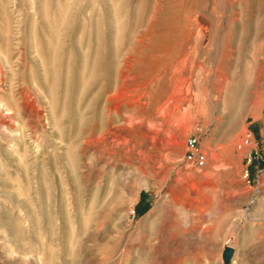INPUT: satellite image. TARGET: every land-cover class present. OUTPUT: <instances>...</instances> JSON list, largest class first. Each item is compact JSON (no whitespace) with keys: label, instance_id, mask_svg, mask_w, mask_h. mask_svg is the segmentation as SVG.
Masks as SVG:
<instances>
[{"label":"rangeland","instance_id":"374dc122","mask_svg":"<svg viewBox=\"0 0 264 264\" xmlns=\"http://www.w3.org/2000/svg\"><path fill=\"white\" fill-rule=\"evenodd\" d=\"M0 264H264V0H0Z\"/></svg>","mask_w":264,"mask_h":264},{"label":"bare ground","instance_id":"6f19581e","mask_svg":"<svg viewBox=\"0 0 264 264\" xmlns=\"http://www.w3.org/2000/svg\"><path fill=\"white\" fill-rule=\"evenodd\" d=\"M186 15V14H185ZM198 18H200V17H198ZM190 21V20H189ZM197 24H198V22H197ZM199 25L201 26V27H203V29H204V32H205V35H208V28H209V26H210V22L209 21H207L206 19H204V18H200L199 19ZM199 25L197 26V27H199ZM198 29V28H197ZM201 30V29H200ZM200 30H199V32H200ZM198 32V33H199ZM197 33V34H198ZM213 33V32H212ZM185 34V33H184ZM183 34V35H184ZM189 34V33H188ZM187 34V35H188ZM202 34V33H201ZM201 34H199V36L201 35ZM215 34V33H214ZM186 35V36H187ZM189 36V35H188ZM206 37V36H205ZM204 37V38H205ZM195 38V37H194ZM202 38V37H201ZM207 38V37H206ZM210 38V37H209ZM188 39V38H187ZM192 39V38H191ZM197 39V38H196ZM184 40H186L185 38H184ZM194 40V39H193ZM177 42H178V40H176ZM181 41V40H180ZM188 41V40H187ZM191 41V40H190ZM200 41V40H199ZM171 42V41H170ZM174 42V41H173ZM182 42V41H181ZM181 42H179V43H181ZM194 42V41H193ZM172 44V43H171ZM179 45V44H178ZM174 46V45H173ZM173 46H171L172 47V49H173ZM175 47V46H174ZM196 47H198V46H196ZM168 50H170V49H168ZM170 52H171V50H170ZM174 52V51H173ZM197 52V51H196ZM162 56V55H161ZM167 56V55H166ZM149 58V57H148ZM163 58V57H162ZM166 58V57H165ZM159 59V58H158ZM140 60V59H139ZM136 62V61H135ZM138 62H141V61H138ZM152 62V61H151ZM163 62V61H162ZM166 62V61H165ZM155 63V62H154ZM157 63V62H156ZM160 63H161V61H160ZM140 65V64H139ZM157 65H158V63H157ZM158 66H160V65H158ZM127 67V66H126ZM155 68V67H154ZM149 71H150V69H149ZM141 74V73H140ZM122 77V76H121ZM181 77V76H180ZM179 77V78H180ZM183 77V76H182ZM124 78V77H123ZM178 78V79H179ZM153 80V79H152ZM156 80H158V79H156ZM146 81V80H145ZM189 81V80H188ZM177 83V85H176V87L174 88L175 90L173 91V94H172V96H170V98L164 103V104H162L160 107H158L157 108V110L160 112V111H165V112H168V109H169V106L171 105V103H170V100L171 99H174V97H175V95H176V93H178L179 91H180V89H179V87H185L186 85H187V80H186V78L185 79H183V78H181V79H179L178 80V82H176ZM150 85H152V84H150ZM222 85V84H221ZM225 85V84H224ZM148 86V85H147ZM182 87V88H183ZM223 89V87H221L220 88V92H221V90ZM173 90V89H172ZM148 92V91H147ZM146 93V92H145ZM120 95H122V94H120ZM149 95V94H148ZM118 96V95H117ZM120 97V96H119ZM121 97H123V95L121 96ZM128 99V98H127ZM137 99V98H136ZM149 99V98H148ZM180 99V98H179ZM128 103V102H127ZM134 104H135V102H134ZM176 104V103H175ZM261 105H263V101L261 102ZM115 106V105H114ZM178 109L179 107L178 106H175V109ZM180 109V108H179ZM156 111V110H155ZM189 115V114H188ZM171 116L173 117V118H175V112H172L171 113ZM196 117V116H195ZM178 118V117H177ZM177 118H175V119H177ZM187 119V122L188 123H193L194 122V116L191 114V115H189L188 116V118H186ZM170 120V119H169ZM173 121H175L174 119H172ZM178 120V119H177ZM168 121H166V123H167ZM188 123H186V124H188ZM173 125V124H172ZM168 126V125H167ZM169 128V127H168ZM171 128V127H170ZM167 130V129H166ZM154 137V136H153ZM155 138V137H154ZM155 140V139H154ZM164 141H165V139H163ZM168 144V143H167ZM177 145V144H176ZM239 147V146H238ZM177 148V147H176ZM177 152V151H176ZM240 167V166H239ZM238 170H239V168H238ZM178 173V172H177ZM176 173V174H177ZM193 174V173H192ZM208 175V174H207ZM193 176V175H192ZM163 177V176H162ZM182 177V176H181ZM181 177H180V179H181ZM178 178V177H177ZM163 179H164V177H163ZM183 179V178H182ZM184 180V179H183ZM179 181H181V180H179ZM187 182V181H186ZM196 187V186H195ZM185 189V188H184ZM196 229V228H195ZM194 230V229H193ZM198 230V229H197ZM197 230H194L193 232H197ZM192 231V230H191ZM201 232V231H200ZM207 233H208V231H207ZM201 236V235H200ZM204 236V235H203ZM206 239V238H205ZM203 240V239H202ZM204 241V240H203ZM199 242V241H198ZM229 247H232V246H229ZM228 247V248H229ZM233 249V248H232Z\"/></svg>","mask_w":264,"mask_h":264},{"label":"built area","instance_id":"2783aa9c","mask_svg":"<svg viewBox=\"0 0 264 264\" xmlns=\"http://www.w3.org/2000/svg\"><path fill=\"white\" fill-rule=\"evenodd\" d=\"M197 145H198V139L196 137H192L189 139L188 159L193 161L196 164V166L203 167L206 163V155L201 152H198V153L195 152Z\"/></svg>","mask_w":264,"mask_h":264},{"label":"water","instance_id":"95a60500","mask_svg":"<svg viewBox=\"0 0 264 264\" xmlns=\"http://www.w3.org/2000/svg\"><path fill=\"white\" fill-rule=\"evenodd\" d=\"M227 253H228V251H227Z\"/></svg>","mask_w":264,"mask_h":264}]
</instances>
